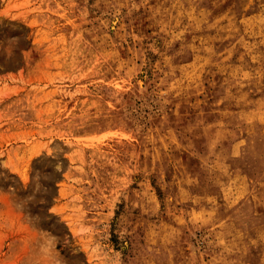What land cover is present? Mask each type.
<instances>
[{
    "label": "rangeland",
    "instance_id": "rangeland-1",
    "mask_svg": "<svg viewBox=\"0 0 264 264\" xmlns=\"http://www.w3.org/2000/svg\"><path fill=\"white\" fill-rule=\"evenodd\" d=\"M0 264H264V0H0Z\"/></svg>",
    "mask_w": 264,
    "mask_h": 264
}]
</instances>
